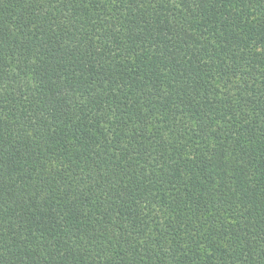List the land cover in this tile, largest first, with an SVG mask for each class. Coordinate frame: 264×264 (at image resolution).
<instances>
[{
    "label": "trees",
    "instance_id": "obj_1",
    "mask_svg": "<svg viewBox=\"0 0 264 264\" xmlns=\"http://www.w3.org/2000/svg\"><path fill=\"white\" fill-rule=\"evenodd\" d=\"M0 264H264V0H0Z\"/></svg>",
    "mask_w": 264,
    "mask_h": 264
}]
</instances>
